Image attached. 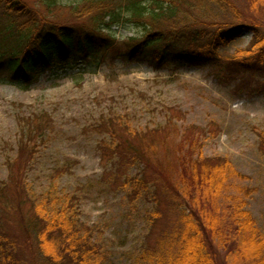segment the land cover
Returning <instances> with one entry per match:
<instances>
[{"label": "trees", "instance_id": "1", "mask_svg": "<svg viewBox=\"0 0 264 264\" xmlns=\"http://www.w3.org/2000/svg\"><path fill=\"white\" fill-rule=\"evenodd\" d=\"M245 2L247 10L233 0H0V78L30 81L69 63L100 68L142 61L163 70L173 62L207 69L235 93H260L264 0ZM254 11L260 15L251 16ZM125 22L141 32L117 37L112 27ZM246 28L257 52L221 57L219 48ZM131 91L148 109L146 92ZM16 109L14 146L0 178V264H103L102 232L78 222L77 193L58 190L75 159L57 161L41 192L28 182L27 172L58 132L51 113ZM160 109L162 120L139 126L128 107L111 105L82 125L81 133L96 136L103 171L77 190L97 186L126 199L122 217L144 225L137 247L128 250L130 264H264V232L247 208L255 188L241 185L248 176L227 156L204 154V138L216 129L184 124L176 106ZM250 129L264 154V130Z\"/></svg>", "mask_w": 264, "mask_h": 264}, {"label": "rangeland", "instance_id": "2", "mask_svg": "<svg viewBox=\"0 0 264 264\" xmlns=\"http://www.w3.org/2000/svg\"><path fill=\"white\" fill-rule=\"evenodd\" d=\"M23 1L31 4L35 0ZM57 1L68 4L77 0ZM245 1L233 0L237 6L247 10ZM65 13L63 10L59 18ZM252 15L256 17L260 12L254 11ZM111 30L119 38L141 32V28L129 22L113 26ZM251 33L249 28L244 29L238 39L217 52L224 59L256 53L258 48L250 42ZM131 88L146 92L151 103L148 109ZM163 104L184 111V124L216 129L214 136L204 138L203 152L208 156H227L238 171L248 176L241 185L254 187L255 191L248 199L247 208L264 232V154L258 150L256 135L250 129L255 126L264 130V90L249 96L235 93L231 85L222 83L203 68L172 62L163 70H154L146 62L117 60L113 65L103 64L100 68L69 63L64 70L41 73L30 81L0 78V178L6 175L4 155L12 152L9 150L11 144L14 146L16 107L26 112H50L58 132L27 172L28 182L36 192H41L47 188V176L57 161L75 159L72 173L59 179L58 190L63 188L77 193L80 198L78 222L92 228L93 233L102 232L106 246L102 263L130 264L128 250L134 248V244L137 247L136 239L143 234L144 225L141 221H125L126 218L122 217L127 205L121 193H101L99 187L89 185L77 190L82 188V184H95L103 171L93 147L96 136L84 135L81 127L111 105L128 107L134 113L133 123L144 126L163 119L160 112ZM166 216L152 228L154 233L150 239L165 222ZM123 237L126 239L121 243Z\"/></svg>", "mask_w": 264, "mask_h": 264}]
</instances>
